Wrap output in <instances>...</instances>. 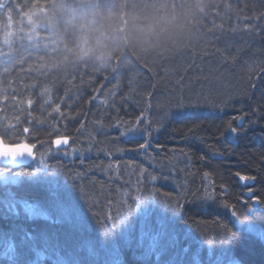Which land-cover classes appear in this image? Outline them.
Segmentation results:
<instances>
[{
  "label": "trees",
  "instance_id": "trees-1",
  "mask_svg": "<svg viewBox=\"0 0 264 264\" xmlns=\"http://www.w3.org/2000/svg\"><path fill=\"white\" fill-rule=\"evenodd\" d=\"M37 9L47 13L49 28L38 29L47 45L17 42L0 58V134L5 142L37 144L68 136L79 153L53 150L45 180L24 181L11 193L25 192L44 207L51 199L64 206L79 200V209L76 215L67 205V218L52 222L6 217L1 207L0 264H264V211L254 201L245 205L246 186L235 176H256L254 195L264 198V115L246 116L256 122L245 123L238 138L224 130L241 109L251 113L264 105V0H12L0 8V26L18 25ZM100 31L128 37L109 41L114 52L105 68L78 55L82 40L91 44ZM44 88L50 91L41 95ZM141 117L140 127L152 122L150 155L129 150L143 136L122 135L127 122ZM7 125L14 131H4ZM211 145L222 155H213ZM115 163L120 178L109 169ZM28 169L19 173H32ZM1 170L8 169L0 168V203L7 193ZM140 170L146 173L142 197H156L146 205L153 214L141 237L130 232L135 208L123 224L116 220L127 211L123 201L132 204L136 194L126 180L135 183ZM212 183L218 195L220 184L229 186L224 199L244 223L201 200ZM93 205L112 211L117 226L111 235H105L106 217L90 219ZM155 220L159 227L151 228Z\"/></svg>",
  "mask_w": 264,
  "mask_h": 264
},
{
  "label": "snow or ice",
  "instance_id": "snow-or-ice-1",
  "mask_svg": "<svg viewBox=\"0 0 264 264\" xmlns=\"http://www.w3.org/2000/svg\"><path fill=\"white\" fill-rule=\"evenodd\" d=\"M50 90L48 88H44L43 92L41 95L44 93L49 92ZM47 102V101H46ZM106 103V101H105ZM28 104L31 105L32 101L29 100ZM219 107V106H217ZM264 108V105L262 106H256L252 108L251 113H245L243 109H241V114L232 117L230 120L226 121L225 123V131H230L231 133L235 134V136L238 138L246 129L244 128L245 123H255V120H246V116L250 115H264V111L261 109ZM54 111L60 115H63L60 113V108L57 106ZM30 115V113H29ZM143 117L138 120H133L132 122H123L121 121V124L126 123L125 131L122 133L123 136H129L131 135L133 138H135L136 135H142L143 136V142L139 143L138 148H133L129 149L131 151H143L146 155H150L149 149L152 147V131L149 129L152 127V122L150 121L149 124L146 127H140L141 121ZM238 122V123H236ZM118 127L120 126L119 124L117 125ZM84 127L83 124L80 125V129ZM158 130V129H156ZM4 131L7 132H13L14 131V126L13 125H7L4 128ZM30 131L29 128L25 127L22 129L23 133H28ZM79 131V129H78ZM190 131L195 132V129H190ZM51 134V133H50ZM57 135H59V132H57ZM29 138H25L21 140L20 142H5V136L0 134V164H5V165H12V166H19L22 163V158L25 156L31 157L33 159L37 158L38 154L40 153L41 149H44L46 153L49 155L52 154L53 148L52 145L54 143L56 151H60L63 149L64 146L69 145V138L67 136L63 138H57L53 141L48 140V141H43L41 140L39 144L33 142L29 143L28 142ZM203 140L204 138L201 137ZM75 142V139L73 138V143ZM213 149V155H222L217 149H215V145L210 146ZM91 150V149H89ZM78 149L72 148L71 152L74 154L77 152ZM117 152L124 151V149H116ZM65 155L68 154V152L64 153ZM108 155H112L111 152L107 153ZM181 154H183L181 150ZM42 164L46 165V162L44 160H41ZM128 167H131L129 165ZM109 169H115L116 170V176L117 178H120V165L118 163L111 164L109 165ZM77 175H80L77 173ZM209 173H204L203 176L205 180L209 177ZM20 176H30L34 177L36 176V173H24L23 175H18L15 179L18 180ZM146 176L145 171L140 170L139 172L136 173V179L135 183H132L131 176L128 177L126 180L127 185H131L132 188L135 190V195L130 197V199L133 200L132 204L128 203V200L125 199L123 201V204L126 206L127 211L124 213H118L116 216V220L119 221L120 224H123L126 219L128 212L131 211V209L135 208L137 212H144L146 210V205L156 199V197L152 194H149L147 197H142L141 195V185L144 182V178ZM235 176L238 177V179L242 182H244V185L246 186L247 192H248V201H245V205L247 206L251 202H255V204L261 205L260 211H264V198H261L259 196L254 195V182L257 180V177L254 175H245L241 174L240 172H236ZM157 180V177L155 175L151 176V181L154 183ZM216 184L212 183L208 185L207 187H204L202 191L204 192V195L201 196L202 201H209L211 200L214 203H217L220 207L225 208L230 210V214L232 217H234L237 221L240 223H244V221L241 220L240 214L238 213L236 209L235 204H230L227 199H224L225 196L230 195V189L229 186L226 184H220L219 188L221 189L219 195L216 193ZM83 191V189H81ZM242 196V194H241ZM241 196L235 197L237 201L241 199ZM23 209L29 213L32 216H37V215H44L46 219H53V217L50 214L44 213L39 209L37 206L34 205H29L26 202H15V203H9L8 204V211L18 214V207L21 206ZM182 207L181 205H177V207L174 210H179V208ZM106 220L108 221L107 224H104L103 226L105 227V235H111V233L115 230L117 224L115 222H112L113 218L111 214H109L106 217ZM27 234H25V237ZM232 238L235 239L234 234H232ZM228 239V236H225V240Z\"/></svg>",
  "mask_w": 264,
  "mask_h": 264
},
{
  "label": "rangeland",
  "instance_id": "rangeland-1",
  "mask_svg": "<svg viewBox=\"0 0 264 264\" xmlns=\"http://www.w3.org/2000/svg\"><path fill=\"white\" fill-rule=\"evenodd\" d=\"M4 2H5L4 0H0V4H3ZM32 11L33 12L27 13L25 15L24 21H20L19 24L17 22L18 25L9 21L8 23H5L2 26H0V58H7L11 54L13 45L17 42H19L18 43L19 45H24L25 47H33V48H39V47H43V46L47 45L45 43L47 36H44L38 30L40 28H44V29L49 28L46 26V23L43 22L44 18L47 16V13L44 10H39V9L32 10ZM14 25H15V27H14ZM143 127H146V125H143ZM140 136H142V135H140ZM128 137H131V135L125 136V138H128ZM71 149L72 148L70 146L68 149L62 150V151H56L53 148L54 153L56 155L76 156V154L79 153V151H77L73 154L71 152ZM65 152H68V154L65 155L64 154ZM40 153L41 154H38L37 158L30 164L31 168L30 169H28L29 167L26 168V169H28L27 171H32L33 174L36 173V176H34V177L20 176L18 178V180L15 179L18 175H23L19 172H20V170H23L24 168L20 169V170H16V171L8 169V170L3 172L1 170V181L4 184L5 189L7 191V193L5 194L4 198L2 199V201L0 203V208L3 207L5 209V213L3 212L2 215H5L7 217L6 214H8L10 217L13 218V216H17V215L21 214L27 218H45L44 215H37V216L30 215L29 213H27L23 209L22 205L18 207V210H17L18 214H14V213L8 211V204L9 203H15V202H21V201L26 202L29 205L37 206L44 213L50 214L53 217V219H50V220H53L52 222L63 221V219L67 218V216H68V214H67L68 210H69V212L74 213L75 211H77L79 209V206H78V203L80 202L79 200H78L77 204H74L73 202H69V201L64 202L65 206L68 205V210L66 211L63 209V207H65L63 204H61L60 202H56L53 199H51L50 200V202H51L50 207L52 208V210H51V208L49 206L44 207L37 202H31L30 200H28L24 196L25 192H19V196L11 193L12 186L22 185L24 183V181H36L37 179H41L42 181L45 180V178L43 179L44 173H45V170L49 167V164H50L49 159H51L52 154L49 155L48 153H46L44 151V149H41ZM41 160H44L46 162L47 167L45 166V164L41 163ZM67 193H71V192L67 191L66 194ZM56 199H58V197H56ZM69 203H72V204L69 205ZM75 203H76V201H75ZM73 206H76L75 210H72ZM91 209H92L93 213L91 214L90 219H91V217L95 218V216H93L94 214H96L97 216L103 215L104 217H107L109 214H112L111 210L103 208V206H100V205H99V207H97L96 205H93V206H91ZM136 213H137V211H136ZM138 213H137L138 218L136 219L138 221L135 222V224L133 225L130 232H131V235H133V233L135 232L136 235L141 237V236H145V234H147L146 231L149 230V229H147L148 224H149V220H150V217H152L153 213L147 207H146V210L144 212H141V213L138 212ZM76 215H77V213H76ZM80 216H81V213L78 212L77 218H79ZM153 216H156V215H153ZM155 221H156L155 225L151 228H154L156 226L159 227V224L157 223L158 220H155ZM84 224L85 223H81V225H84ZM2 242H3V240L0 241V253H1V243ZM149 242H150V244H153L154 240H151ZM102 245L106 246L107 244L102 243ZM89 251L91 253H93L94 255L97 254V251L93 246L91 247V249ZM107 251H106V253H104L102 255L107 256ZM148 257H150L149 253H148ZM227 264H236V262L230 263V260H228Z\"/></svg>",
  "mask_w": 264,
  "mask_h": 264
},
{
  "label": "clouds",
  "instance_id": "clouds-1",
  "mask_svg": "<svg viewBox=\"0 0 264 264\" xmlns=\"http://www.w3.org/2000/svg\"><path fill=\"white\" fill-rule=\"evenodd\" d=\"M85 30L88 31V26H84ZM115 31V29H113ZM116 39H128V37L109 36L108 32L100 31L99 35L93 38V42L90 44L87 38L82 40L83 47L78 53L79 58L83 59L87 56H92L98 62L101 68L109 66V62L113 57L114 49L110 46V40ZM143 42H147V37L142 38Z\"/></svg>",
  "mask_w": 264,
  "mask_h": 264
},
{
  "label": "water",
  "instance_id": "water-1",
  "mask_svg": "<svg viewBox=\"0 0 264 264\" xmlns=\"http://www.w3.org/2000/svg\"><path fill=\"white\" fill-rule=\"evenodd\" d=\"M63 137H65V136H58V137H55V138L53 139V142H54L55 139H57V138H63ZM67 137H68V136H67ZM68 138H69V145L64 146L62 150H66V149L69 148L70 143H71V138H70V137H68ZM29 143H31V142H29ZM53 148L55 149V145H54V143H53ZM55 150H56V149H55ZM62 150H60V151H62ZM34 160H35V159H33V158H31V157L25 156V157L22 158V163H21L19 166H12V165L0 164V167H1V168L11 169V170H13V171L20 170V169H23V168L26 169V168H28V167L30 166V164H31Z\"/></svg>",
  "mask_w": 264,
  "mask_h": 264
},
{
  "label": "flooded vegetation",
  "instance_id": "flooded-vegetation-1",
  "mask_svg": "<svg viewBox=\"0 0 264 264\" xmlns=\"http://www.w3.org/2000/svg\"><path fill=\"white\" fill-rule=\"evenodd\" d=\"M4 1L5 2L3 4H0L1 9H4L12 0H4ZM3 169H7V168H3Z\"/></svg>",
  "mask_w": 264,
  "mask_h": 264
},
{
  "label": "bare ground",
  "instance_id": "bare-ground-1",
  "mask_svg": "<svg viewBox=\"0 0 264 264\" xmlns=\"http://www.w3.org/2000/svg\"><path fill=\"white\" fill-rule=\"evenodd\" d=\"M110 174V171L109 170H107V175H109ZM110 250H111V247L109 248ZM95 262V261H94ZM125 264V263H124Z\"/></svg>",
  "mask_w": 264,
  "mask_h": 264
}]
</instances>
